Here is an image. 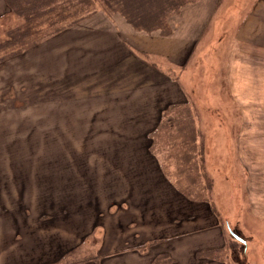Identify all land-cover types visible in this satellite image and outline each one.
I'll use <instances>...</instances> for the list:
<instances>
[{
	"label": "rangeland",
	"instance_id": "374dc122",
	"mask_svg": "<svg viewBox=\"0 0 264 264\" xmlns=\"http://www.w3.org/2000/svg\"><path fill=\"white\" fill-rule=\"evenodd\" d=\"M63 3L71 7L72 17L84 16L82 23L106 22L105 30L110 35H84L85 29L73 28L50 36L57 27L79 21L64 18L67 14L63 11L57 21L61 11L53 10L39 16V27L34 28L32 21L26 23L30 35H22L21 41L14 43L15 50L7 54L9 59L0 62V181H4L0 182V264H37L64 255L59 264L71 255L77 258V253L102 258L106 255L100 259L101 264H166V245L149 248L152 240L142 237L159 235L153 230L181 220L185 207L177 198L138 192L139 188L156 190L154 185L97 184L101 173L87 169L83 163L78 165L76 185L12 183L30 176L29 168L23 166L38 157L36 154L32 159L29 154L30 134L37 137L41 129H47L46 123L53 125L52 121L46 122V117L53 114L56 104L72 95L106 88L98 85L86 89L85 85L91 81L93 86L97 77L81 79L90 74L80 72L86 61L81 51L104 47L102 39L112 50H123V44L115 45L119 26L127 32L184 36L180 56L140 58L153 65L162 74L160 77L179 78L188 95L187 103L164 111V121L151 138V151L158 155L162 170L174 181L178 192L192 202H206L212 221L221 227V231L200 237L216 244L192 249L191 262L202 264L197 258L193 261L194 255H200L205 258L204 264H264V0H186L180 8L158 17V27L153 30L134 27L116 11L108 20L98 14L87 16L91 8L84 0H61L56 5ZM97 3L90 0V6ZM9 17L1 18L0 24L21 25L17 18ZM153 18L145 19V26L151 27ZM4 32L0 25V33ZM38 35L45 39L34 46L32 42ZM11 48L9 45L8 50ZM60 63L76 70L73 82L80 83L79 90L70 88L73 83L69 81L57 82L62 84L59 87L44 83L51 78L49 75L54 78ZM43 68L46 76L40 78L36 70ZM121 71L129 75L134 66ZM139 72L119 82L120 86L154 79L145 77L149 73L143 76ZM115 87L110 85L109 89ZM47 159L39 160L42 165L50 164ZM72 176L75 179L74 171ZM129 191L136 192L132 199L119 198ZM202 212V220H206L207 210ZM149 214H160L155 219L157 224L140 220L141 215ZM231 231L244 242L235 239ZM137 243L142 244L135 247ZM143 253L156 257L148 263ZM172 260L181 264L172 258L170 263Z\"/></svg>",
	"mask_w": 264,
	"mask_h": 264
},
{
	"label": "crops",
	"instance_id": "0c3cea01",
	"mask_svg": "<svg viewBox=\"0 0 264 264\" xmlns=\"http://www.w3.org/2000/svg\"><path fill=\"white\" fill-rule=\"evenodd\" d=\"M73 28L85 29L84 32L81 31L84 35L94 34L104 38L106 35H110L108 31L99 28L72 27L60 32ZM119 28L115 45L123 44V50H112V46H105V41L102 39L101 45L104 47H96L94 52L92 48L81 51V55L86 57V61L81 64L80 72L90 73L86 81L91 77H97L93 86L91 81L85 85L86 89L98 85L106 86V88L103 91L90 92L86 95H72L56 104L53 114L46 117V122L52 121L53 125L46 123L47 129H41L37 137L30 134L29 154L32 159L38 154L33 163L23 166L24 169L29 168L30 176L21 178L19 181L13 180L12 183H23L30 186L62 185L65 182L76 185L79 184L76 175L78 174V165L83 163L87 169L101 173V180L96 181L97 184L154 185L156 190L139 188L138 192L142 191L148 196L152 192H156L157 195L165 199L174 200L177 198L182 201V208L185 207V212L183 216H180L182 221L171 223L170 226L162 230L154 229L153 231L159 232V235H145L142 240H152L149 248H153L154 245L161 247L166 245L169 257L176 259L181 264H193L191 254L195 249L216 244L200 237L210 236L217 230L221 231V227L212 221L206 202H202V204L192 202L178 192L174 181L168 178L162 170L158 155L153 150V152L151 151V138L153 132L159 127L160 120H164V111L187 103L188 95L184 85L178 80L179 78L160 77L162 74L153 65L149 66L140 58L148 55L169 59L180 56L184 36L173 33V35L162 36L156 32L145 34L133 30L127 32L124 26H119ZM43 39L36 44L39 45ZM88 41L93 43V41ZM74 42L75 40L72 38L71 44L74 45ZM55 45L57 46V44ZM76 55L79 56V52ZM128 56H133L136 60L132 65L127 66L128 68L134 66L133 72H139L138 69H140L145 71L144 73L139 72L140 74L144 76L149 73L145 77L150 75L154 79H147L148 82L139 81L132 86H127V84L120 86L119 82L130 80L133 72L127 75L126 71L122 72V69L114 68L122 64ZM185 60L183 57V61ZM36 71L40 74V78L46 76L45 68ZM60 71L63 72L62 75H58ZM54 72V78L49 75L48 77L51 78H47L44 82L49 87H59L62 84L56 85L57 82L66 83L69 81L73 83L69 86L70 88L78 90L81 88L79 82H73V79L76 78V70H71L60 63ZM62 76H67L68 79L62 80ZM110 85L118 87L109 89ZM50 154H53V157L50 158ZM39 159L43 161L47 159L51 163L42 165ZM73 171L75 179L72 176ZM69 174L71 176H68ZM5 178L10 177L6 176ZM6 181L5 179V183H10ZM135 193L129 191L119 198L132 199ZM28 195H30L28 198L31 199L29 189ZM30 204L32 205V202ZM206 210L208 218L202 220V211ZM212 214L216 215L215 212ZM152 215H141L140 220L149 219L152 223L157 224L158 221L155 219L160 214ZM165 231H167V235H164ZM133 235L137 237L138 234ZM139 240L142 242L141 239ZM124 241V239L120 241L119 245ZM141 244L134 245L138 247ZM106 249L109 250V246ZM142 256L148 263L156 257V255L146 253H143ZM198 256L194 255L193 261L194 258H197L204 264L205 258L201 259L200 255ZM173 261L174 264L175 260Z\"/></svg>",
	"mask_w": 264,
	"mask_h": 264
},
{
	"label": "trees",
	"instance_id": "16d2710c",
	"mask_svg": "<svg viewBox=\"0 0 264 264\" xmlns=\"http://www.w3.org/2000/svg\"><path fill=\"white\" fill-rule=\"evenodd\" d=\"M2 2L1 7H3L2 12H0V19L5 18L11 19L9 16H14L17 18L21 25H14V27H6L4 24H0L5 28L4 33H0V62L3 63L9 59L7 57V54L14 51L15 48L13 46L16 41H21V36L25 35L23 37H26L30 35L31 32H28L29 28H25V24L29 21L34 22L36 25L34 28L39 27L41 25V22L38 18H40V15L49 14L50 11H61L59 14V18H55V20L58 21L62 17V11L64 14H67L64 16L66 19H77L79 21L70 22L69 24L61 25L60 27H57L54 31H52L50 34L58 33L60 31H63L67 28L72 27H86V28H99V29H106V22L101 24H87L82 23L84 19V16H78V17H72L71 14V7L63 4L56 5L61 2V0H0ZM98 1L97 8H95L94 5L90 6V0H84L85 3H88V7L91 9L88 10L87 16L89 14H98L102 15V18L104 20H108L111 15L116 11L119 14L125 15L133 25L134 27H146L150 28L148 30H153L155 27H158L156 20L158 17H164L166 13H170L171 10L174 9V7L180 8L183 4H185L186 0H96ZM95 2V1H94ZM39 5H42V8H38ZM100 12V13H96ZM144 12L145 15L141 17V13ZM86 16V17H87ZM124 17V16H123ZM152 24L151 27L145 26V19L152 18ZM52 17L48 16V19L53 20ZM37 20V22L35 21ZM17 30L18 35H14L15 31ZM23 30V31H22ZM40 29L37 30V33L39 34ZM47 35V36H48ZM38 38V39H37ZM42 35H38L36 37L37 40L33 41L32 44L38 43L41 39H43ZM23 40V39H22ZM31 44V45H32ZM9 45H12V48L8 50ZM27 45V44H26ZM28 47V46H25ZM24 47V48H25ZM128 58H132L134 62H136L135 58L133 56H128ZM126 58V59H128ZM124 59V60H126ZM133 62V63H134ZM131 63L130 65H132ZM88 77V75L83 76L81 79H84ZM164 121L163 119L160 120V124ZM160 126V125H159ZM167 254V253H166ZM77 258L73 255L68 257L63 262H60L59 264H101V256H90L86 254H80L77 253ZM106 256V255H105ZM104 256V257H105ZM103 257V258H104ZM167 260H165L166 264H172L174 261L172 260L170 263L169 255L166 256ZM64 258V255H56L51 260H40L37 264H58L57 262ZM102 258V259H103ZM154 261V260H153ZM152 261V262H153ZM157 264V263H152Z\"/></svg>",
	"mask_w": 264,
	"mask_h": 264
},
{
	"label": "bare ground",
	"instance_id": "6f19581e",
	"mask_svg": "<svg viewBox=\"0 0 264 264\" xmlns=\"http://www.w3.org/2000/svg\"><path fill=\"white\" fill-rule=\"evenodd\" d=\"M133 62H134V60L132 58H128V59L124 60L122 64L115 67L114 69H123V68L129 66ZM56 85H61V83H57Z\"/></svg>",
	"mask_w": 264,
	"mask_h": 264
},
{
	"label": "water",
	"instance_id": "95a60500",
	"mask_svg": "<svg viewBox=\"0 0 264 264\" xmlns=\"http://www.w3.org/2000/svg\"><path fill=\"white\" fill-rule=\"evenodd\" d=\"M233 236H234V238H236V239H238V240L244 242V240H243L241 237H239L238 235H236V234L233 233Z\"/></svg>",
	"mask_w": 264,
	"mask_h": 264
}]
</instances>
